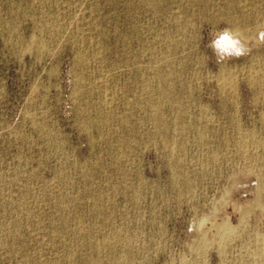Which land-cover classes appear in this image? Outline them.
Instances as JSON below:
<instances>
[{
  "label": "rangeland",
  "instance_id": "rangeland-1",
  "mask_svg": "<svg viewBox=\"0 0 264 264\" xmlns=\"http://www.w3.org/2000/svg\"><path fill=\"white\" fill-rule=\"evenodd\" d=\"M243 2L245 54L208 46L228 28L216 11L193 13L170 48L165 87L182 94L162 100L174 109L160 133L147 95L161 90L139 79L163 19L140 0H0V264L260 263L264 0ZM230 187L238 202L215 216L233 232L219 240L203 223Z\"/></svg>",
  "mask_w": 264,
  "mask_h": 264
},
{
  "label": "bare ground",
  "instance_id": "bare-ground-1",
  "mask_svg": "<svg viewBox=\"0 0 264 264\" xmlns=\"http://www.w3.org/2000/svg\"><path fill=\"white\" fill-rule=\"evenodd\" d=\"M148 9L149 12L152 13L153 17L156 19H163L164 27L161 31H155L153 33L154 40H157L161 46L158 49L155 46L153 41L145 39L142 42V48L146 50L149 54L148 64L145 65L143 70V76L139 80H141L143 88L146 90H152V88L157 87L161 90L162 96H160V101L156 102L155 98L152 94L147 95L149 98V103H156L152 119L154 121L156 130L158 132H162L163 129L167 126L166 120V109H174V107L169 106L165 107L163 99H166L170 103L174 104L178 98L182 94V90L175 89L172 87L166 88L165 84H167L173 78V74L171 71L166 69L169 66L168 56L170 53V48L174 49H183L184 47V35L183 32L189 29L190 18L193 13H202L208 17V14L216 11L218 13V18L226 21L228 29L235 32L241 39L243 43L244 37L247 36L246 29L243 25V17L245 16V11L243 10L244 2L243 0H140ZM245 8V7H244ZM133 30V38L137 40L139 38V30L138 25L135 24L132 26ZM244 46H247L246 43H243ZM42 48L37 47V52H41ZM159 55L164 59L163 66H158L156 68H152V65L149 64L150 60H154V63L159 59ZM144 78V79H143ZM155 83V84H153ZM101 88L103 86L99 85ZM99 89L96 86L91 87L87 92H103V89ZM104 88V87H103ZM101 98V97H100ZM145 106L146 102L140 100L139 104ZM108 108H99V111L102 114H99V125L106 124V119L108 117V113H110ZM82 113L88 115L87 107L85 106L82 109ZM123 121H129L128 117L123 118ZM180 133L184 134L186 130L190 127L188 125H184L183 123L179 124ZM199 131L198 134L203 136L204 128L203 125L198 123ZM201 144H204L203 141H198ZM180 168L179 160H176L172 163V171ZM178 182V180H176ZM179 192L190 193L193 191V187L189 185L187 182L182 181L179 185ZM239 190L236 188H227L222 195V197L218 200L215 210L210 213V216L203 223V228L205 232L210 233L214 237H218L217 239H224L232 234L233 226L223 219H216V213L219 209L236 205V202L239 200ZM242 204V202H241ZM245 204V203H244ZM243 204V205H244ZM249 208L247 206L244 207L245 213L248 212ZM96 248H99L97 246ZM257 260L260 262L259 264H264V243L261 251H258L256 254ZM100 260V257L97 256ZM96 260L89 259L88 264H94Z\"/></svg>",
  "mask_w": 264,
  "mask_h": 264
},
{
  "label": "clouds",
  "instance_id": "clouds-1",
  "mask_svg": "<svg viewBox=\"0 0 264 264\" xmlns=\"http://www.w3.org/2000/svg\"><path fill=\"white\" fill-rule=\"evenodd\" d=\"M219 60L239 57L245 54L246 48L240 37L232 30L222 29L208 44Z\"/></svg>",
  "mask_w": 264,
  "mask_h": 264
}]
</instances>
